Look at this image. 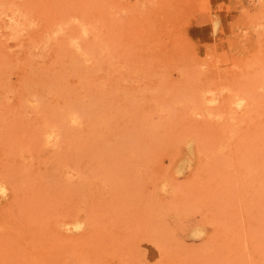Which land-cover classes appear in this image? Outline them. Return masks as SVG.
Instances as JSON below:
<instances>
[{"label":"rangeland","instance_id":"1","mask_svg":"<svg viewBox=\"0 0 264 264\" xmlns=\"http://www.w3.org/2000/svg\"><path fill=\"white\" fill-rule=\"evenodd\" d=\"M0 264H264V0H0Z\"/></svg>","mask_w":264,"mask_h":264},{"label":"bare ground","instance_id":"2","mask_svg":"<svg viewBox=\"0 0 264 264\" xmlns=\"http://www.w3.org/2000/svg\"><path fill=\"white\" fill-rule=\"evenodd\" d=\"M53 3V2H52ZM85 7V6H84ZM91 11V9H90ZM56 26V25H55ZM94 26V25H93ZM81 28V27H80ZM98 32V31H97ZM84 37V36H83ZM92 46V45H91ZM219 67V66H218ZM222 68V67H221ZM255 89V88H254ZM76 121V120H75ZM188 154V153H187ZM194 153L193 154H188L187 156L184 155L183 157H181V159L179 160V163L177 164V173H185L186 171H188L191 167V165L196 162V156L194 157ZM198 158V157H197ZM2 187V186H1ZM4 189V188H3ZM3 191V190H2ZM4 193V192H3ZM78 221V220H76ZM74 224V223H73ZM76 228H80L81 225L79 223H75L74 224ZM195 226V225H194ZM205 232V227L202 225L196 226L194 228H192L191 231H189V234H191V236L193 237H198L201 236L202 234H204ZM229 242V241H228Z\"/></svg>","mask_w":264,"mask_h":264}]
</instances>
